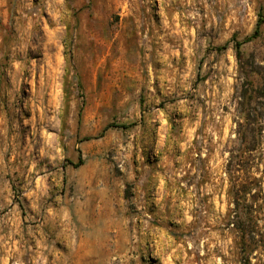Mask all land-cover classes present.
<instances>
[{
  "label": "rangeland",
  "instance_id": "obj_1",
  "mask_svg": "<svg viewBox=\"0 0 264 264\" xmlns=\"http://www.w3.org/2000/svg\"><path fill=\"white\" fill-rule=\"evenodd\" d=\"M263 16L0 0V264H264ZM101 192L122 228L93 229Z\"/></svg>",
  "mask_w": 264,
  "mask_h": 264
},
{
  "label": "crops",
  "instance_id": "obj_2",
  "mask_svg": "<svg viewBox=\"0 0 264 264\" xmlns=\"http://www.w3.org/2000/svg\"><path fill=\"white\" fill-rule=\"evenodd\" d=\"M102 195L107 197V200L110 198V192H101ZM101 205L106 208L103 211H100L98 214L93 215L92 227L100 230H115L122 228L123 220H117V214L114 210V201L109 199L108 201L101 202ZM121 220V221H120ZM77 256L83 257V263L93 264L94 262H105L108 260L114 252L110 242H100L99 244L77 246L76 249Z\"/></svg>",
  "mask_w": 264,
  "mask_h": 264
},
{
  "label": "trees",
  "instance_id": "obj_3",
  "mask_svg": "<svg viewBox=\"0 0 264 264\" xmlns=\"http://www.w3.org/2000/svg\"><path fill=\"white\" fill-rule=\"evenodd\" d=\"M263 17H264V16H263ZM260 22H261V18H259V19H258V22L256 23V28H255L254 33H256L257 28H258ZM252 36H253V35L247 36V37L245 38L244 41H247V40L251 39ZM109 126H111V124H107V125L103 128V130L106 129V128H108ZM79 163H81V162H79ZM236 217L238 218V215H237Z\"/></svg>",
  "mask_w": 264,
  "mask_h": 264
}]
</instances>
